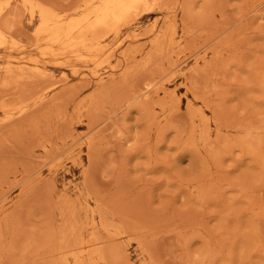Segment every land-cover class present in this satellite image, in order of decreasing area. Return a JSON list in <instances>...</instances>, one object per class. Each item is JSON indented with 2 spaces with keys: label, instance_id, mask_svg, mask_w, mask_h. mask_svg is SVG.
Segmentation results:
<instances>
[{
  "label": "rangeland",
  "instance_id": "1",
  "mask_svg": "<svg viewBox=\"0 0 264 264\" xmlns=\"http://www.w3.org/2000/svg\"><path fill=\"white\" fill-rule=\"evenodd\" d=\"M102 1L0 0V264H264V0Z\"/></svg>",
  "mask_w": 264,
  "mask_h": 264
},
{
  "label": "bare ground",
  "instance_id": "2",
  "mask_svg": "<svg viewBox=\"0 0 264 264\" xmlns=\"http://www.w3.org/2000/svg\"><path fill=\"white\" fill-rule=\"evenodd\" d=\"M153 1V0H152ZM146 6H149L148 4V0H103L102 3L93 9V11L90 12V14L94 17L93 21L89 22V23H86L85 26H82V29L79 30L80 32V35L82 34L83 31L87 32V33H91V32H96L98 31L99 29H102V28H105L107 27L108 25H117L120 21L124 20L126 17L130 16L131 14L133 13H139L141 12V10L146 7ZM150 8V7H149ZM148 10V9H147ZM145 12V11H143ZM1 13V12H0ZM142 13V12H141ZM89 14V15H90ZM135 15V14H134ZM87 16V15H86ZM47 14L46 13H42V18H41V22L42 24L45 26L47 25L48 26V22L49 21H53V20H50L49 18H47ZM92 17V18H93ZM133 17V16H132ZM130 18V17H129ZM55 19V18H54ZM85 19V17L83 18V20ZM87 19V18H86ZM76 20V19H75ZM74 20V21H75ZM81 20V19H79ZM58 21V20H57ZM78 21V20H77ZM76 21V22H77ZM82 21V20H81ZM40 25V24H39ZM60 24H57L56 23V20H54V22L52 23V26H50V28H46L45 31H43V33L45 32L46 34V39L49 41V42H54V44L58 43V39L60 37V35L62 34V29H63V26H60ZM66 25V24H65ZM73 25V23H72ZM78 25H80L79 21L78 23L76 24V26L78 27ZM71 26V25H70ZM115 27V26H114ZM113 27V28H114ZM117 27V26H116ZM115 27V28H116ZM119 27V26H118ZM73 28H74V25H73ZM76 28V27H75ZM68 29H70L68 27ZM120 29V28H119ZM118 29V30H119ZM110 31V30H109ZM40 32V31H39ZM68 32V31H67ZM72 32L73 29H72ZM42 33V31H41ZM68 34V33H67ZM65 35V34H64ZM75 35V34H74ZM77 35H79L77 33ZM76 35V36H77ZM42 36V35H41ZM68 37L69 34L67 35ZM4 38V37H3ZM40 38V37H39ZM76 38H80L79 36L76 37ZM43 39H44V36H43ZM69 39H72L71 37ZM83 39V38H82ZM68 40V39H67ZM79 40V39H78ZM81 40V39H80ZM89 40V39H88ZM63 40L61 39L60 42H62ZM77 40H73V42H75ZM85 41V40H84ZM56 42V43H55ZM66 42V41H64ZM68 42V41H67ZM96 42V41H95ZM162 42V41H161ZM1 43V41H0ZM63 43V42H62ZM77 43V42H75ZM74 43V45H76ZM83 43V42H82ZM81 43V44H82ZM86 43V42H85ZM53 44V45H54ZM61 44V43H60ZM69 44V43H68ZM80 44V43H78ZM164 44V42H163ZM58 45V44H57ZM73 45V43H72ZM157 46V45H156ZM159 46V45H158ZM69 47V46H68ZM72 47V46H71ZM163 47V46H162ZM48 50H49V47H47ZM73 48V47H72ZM75 48V47H74ZM82 48V46H81ZM94 48V47H93ZM53 50V49H52ZM96 50V49H95ZM102 50V49H101ZM49 53V51H48Z\"/></svg>",
  "mask_w": 264,
  "mask_h": 264
},
{
  "label": "clouds",
  "instance_id": "3",
  "mask_svg": "<svg viewBox=\"0 0 264 264\" xmlns=\"http://www.w3.org/2000/svg\"><path fill=\"white\" fill-rule=\"evenodd\" d=\"M193 259L195 261H203L204 259H206V256H201L200 254H196Z\"/></svg>",
  "mask_w": 264,
  "mask_h": 264
}]
</instances>
